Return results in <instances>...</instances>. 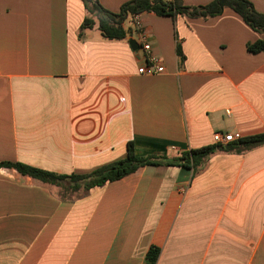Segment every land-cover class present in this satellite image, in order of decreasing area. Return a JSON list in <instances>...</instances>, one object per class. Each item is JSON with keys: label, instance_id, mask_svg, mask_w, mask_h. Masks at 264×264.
I'll return each mask as SVG.
<instances>
[{"label": "crops", "instance_id": "crops-1", "mask_svg": "<svg viewBox=\"0 0 264 264\" xmlns=\"http://www.w3.org/2000/svg\"><path fill=\"white\" fill-rule=\"evenodd\" d=\"M99 1L119 13L133 0ZM249 1L264 14V0ZM91 18L82 0H0V163L88 175L124 160L129 143L179 157L223 147L217 133L264 135V52L248 50L264 34L235 11L140 14L158 75L138 73L130 36L82 30ZM151 247L156 264H264V144L218 150L198 172L144 167L88 193L0 170V264H149Z\"/></svg>", "mask_w": 264, "mask_h": 264}, {"label": "trees", "instance_id": "trees-1", "mask_svg": "<svg viewBox=\"0 0 264 264\" xmlns=\"http://www.w3.org/2000/svg\"><path fill=\"white\" fill-rule=\"evenodd\" d=\"M82 1L85 8L92 15L91 19L85 20L82 30L97 27L104 38L113 41H122L131 35L132 31L130 29L126 30L124 24L127 19L132 18L134 15L153 12L158 16L173 19L179 16L191 19H208L221 15L227 8L239 14L254 31L264 34V14L257 12L249 0H214L203 7L185 6L182 0H174L173 2L133 0L123 5L119 13H113L105 9L99 0ZM248 50L254 54L264 52V41L250 44ZM178 54L181 61H184V55L180 48H178ZM262 144H264V135H258L223 146L222 151L243 153ZM218 148L219 146H210L182 153L179 157H169L163 154L138 155L134 145L129 143L127 157L124 160L106 165L88 175H57L22 163H0V170L2 168L13 169L21 175L31 177L38 182L58 187L66 186L72 192L82 189L85 193H88L94 188L128 177L144 167H179L193 169L198 172L203 169L207 159L219 150ZM159 254L160 250L158 248L151 247L147 254L149 264H156Z\"/></svg>", "mask_w": 264, "mask_h": 264}, {"label": "built area", "instance_id": "built-area-1", "mask_svg": "<svg viewBox=\"0 0 264 264\" xmlns=\"http://www.w3.org/2000/svg\"><path fill=\"white\" fill-rule=\"evenodd\" d=\"M132 32L130 39H134L139 50L143 53L144 64L139 68L138 73L141 75H158L164 73V67L155 56L152 45L150 43L149 34L146 31L139 15L132 16ZM213 140L216 145L226 146L234 141L233 135H222L217 133Z\"/></svg>", "mask_w": 264, "mask_h": 264}, {"label": "water", "instance_id": "water-1", "mask_svg": "<svg viewBox=\"0 0 264 264\" xmlns=\"http://www.w3.org/2000/svg\"><path fill=\"white\" fill-rule=\"evenodd\" d=\"M129 45L131 46V48L134 50V51H137L139 49V46L137 44V42L134 40V39H130L129 40ZM223 147H219L218 149L219 150H222Z\"/></svg>", "mask_w": 264, "mask_h": 264}]
</instances>
